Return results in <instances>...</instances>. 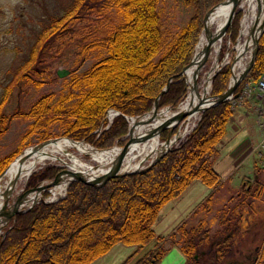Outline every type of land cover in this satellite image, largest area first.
Segmentation results:
<instances>
[{
  "label": "trees",
  "instance_id": "trees-1",
  "mask_svg": "<svg viewBox=\"0 0 264 264\" xmlns=\"http://www.w3.org/2000/svg\"><path fill=\"white\" fill-rule=\"evenodd\" d=\"M220 1L183 0L185 6L192 8V14L178 33H171L163 27L161 13L157 10L159 0H73L63 14L51 18L40 31L27 59L3 88L0 139L13 116L33 121L31 129L20 136L16 148L0 157V173L33 132H37L39 140L50 138L49 126L53 123H59L65 137L105 149L114 143L124 144L125 140L120 138L128 130L125 115L136 116L148 111L169 79L171 82L162 92L157 108L178 105L188 88L182 70L198 41L203 16ZM110 9H115L122 20L108 32L102 22L112 23L105 15ZM91 12L104 20L95 18L88 24L89 33L85 35L88 42L82 45L81 58L86 59L89 51L100 47L106 49L107 55L72 74L66 84L67 92L57 99L53 100V93H44L27 109L5 113L4 105L13 87L25 79L27 83L39 85V81L31 80L30 73L48 38ZM234 15L227 30L232 41L238 36L242 13L238 10ZM222 56L221 51L219 58ZM262 72L264 29L246 79L255 82ZM229 77V63H226L212 76L211 95L224 91ZM109 109L120 114L105 128ZM232 115L229 100L210 106L177 144L141 171L111 178L100 186L83 180L73 181L63 198L51 203L40 202L28 211L17 213L11 218L7 232L0 235V264H88L117 243L134 247L121 264H159L170 244L177 245L183 253L184 264H235L240 251L238 220L243 218L240 208L244 205L248 211L252 201L260 199L264 192V179L258 174L242 180L239 192L218 210L219 225L213 232L206 227V221L200 219L214 203L210 196L198 210L200 220L178 228V240L171 236L164 241L163 237L157 238L154 230L159 212L192 180L200 179L209 187L217 186L219 177L213 162ZM175 131L176 128L172 133ZM167 136L165 129L159 138L164 140ZM61 170L60 166L48 165L31 173L26 188L58 176ZM154 240H157L154 249L147 248L129 263L140 248ZM258 251V259L257 255L253 256L252 261L264 264V241Z\"/></svg>",
  "mask_w": 264,
  "mask_h": 264
},
{
  "label": "rangeland",
  "instance_id": "rangeland-1",
  "mask_svg": "<svg viewBox=\"0 0 264 264\" xmlns=\"http://www.w3.org/2000/svg\"><path fill=\"white\" fill-rule=\"evenodd\" d=\"M72 1L73 0H0V96L3 92L4 86L12 78L19 66L27 59L32 45L36 42L40 31L49 24L51 18L58 17L63 14V12L71 5ZM157 10L161 13L163 27L170 30L171 33H178L180 29L186 25L192 14V8L185 6L183 4V0H159ZM238 10L240 9H236V12ZM240 11L243 15V10L241 9ZM105 15L110 18L112 23L109 24L102 22V24H104L103 28L106 31L111 32L114 25L122 20V16L116 13L115 9L105 11ZM95 18H99L100 21L104 20V17H100L99 15H95L91 12L90 14H85V16L81 17L79 20H74L57 35L48 38L43 47L40 49L37 61L32 66V72L30 73L31 80L39 81V85L27 83L28 80L25 79L19 85L13 87L4 105L5 113L12 114L17 109H27L34 99L44 93H53V100L57 99L67 92L66 84L72 74H76L87 69L93 62H96L107 55L106 49L100 47L89 51L86 59L81 58L80 51L82 45L88 42V38H85V35L89 33L88 24H90L92 20H95ZM93 26L95 27L96 24H93ZM239 36L240 21L237 37L239 38ZM92 37L95 38L97 35H93ZM237 37L232 41L230 33L227 32L222 40V48L220 47L217 53L213 51L209 53L210 55H208L206 60L202 63V70H204H201L199 73L200 75L198 76V81L200 83L202 82L203 76L206 72H211L216 67V62L221 61L220 58H218L221 51L223 55L221 59L223 62L233 61L235 51L230 46L237 41ZM215 56L216 58L214 59ZM242 60V65L248 61L246 56H244ZM57 69L67 70V73L63 77H58L56 75ZM73 101L74 99H72L71 102ZM107 114L108 110L106 116ZM197 117L198 116L190 120V124L188 126L189 129L185 127L187 121L183 122L184 124L181 123L180 125L178 124L175 126V134L178 135V138L173 145L177 144L190 131V128L197 122ZM32 121V119L28 118L18 119L15 116L11 118L6 132L0 139V157L12 152L16 148L19 143L20 136L31 129L30 124ZM49 131L52 134L50 138L65 137L63 135V129L58 122L51 124L49 126ZM41 141L42 140H39L38 138L37 132H33L24 140L26 144H24L22 150L18 152L9 164L11 165L16 157L24 150ZM115 145L118 147L121 146L114 143L111 147ZM68 151L72 154L77 153L76 150L69 149ZM80 156L84 161H89L90 159L86 154ZM61 157L66 161L71 162V160L68 159L71 157L66 153L61 155ZM147 162H145L142 167H144ZM48 165L60 166L62 167V172L65 170L64 163L60 160H56L47 161L44 164L37 166L31 173L42 170ZM263 172L264 171L262 169L258 171V175L260 174L259 178L264 179ZM29 176L21 179L20 181H16L14 189L8 198L9 203L17 201V198H20L25 194V191H27L26 183ZM237 192H239V188L227 193L226 198L214 201L212 206L209 207V211L200 217V219L202 218L206 221V227L209 228L211 232L216 230L219 225L218 210L220 211L221 208H224L229 198L235 196ZM52 194L53 193H50V196ZM14 197H16L15 200H13ZM240 209L242 211L243 218L238 220L240 229L238 233V248L240 251H238L235 264H255L256 261L253 263L252 257L257 255L258 259L260 254L258 248L259 246L261 247L264 241V192L260 199L252 201V206L248 211L245 210L244 205ZM200 219H196L194 224H196ZM10 222L11 220H8L4 226L2 225L0 227V235L5 229H8L7 227L10 225ZM176 240H178V238H176ZM168 260H170V257H168Z\"/></svg>",
  "mask_w": 264,
  "mask_h": 264
},
{
  "label": "bare ground",
  "instance_id": "bare-ground-1",
  "mask_svg": "<svg viewBox=\"0 0 264 264\" xmlns=\"http://www.w3.org/2000/svg\"><path fill=\"white\" fill-rule=\"evenodd\" d=\"M231 7L232 0H226L223 3L216 5L208 14L206 26L209 28V34L206 35L203 32L201 33L193 52V62L184 73L188 86V92L185 100L182 101L176 108L167 107L151 115L130 118L129 122L131 127V136H133L135 139H143V141L131 144L132 149L135 148L139 155L134 157V151L131 149L126 154L120 165L115 169L114 174H120L124 171H131L141 168L145 162L153 160L159 156L176 141V137H178L177 134L170 135L168 139L160 142L158 131H154L156 126L166 120L169 122V125L173 126L177 122L176 119H173L175 113L181 111H193L186 119L187 123L185 127L188 128L190 120L196 118L201 109L210 103V100L206 99V97L209 95V92H211V72H206V74L203 76L202 82L200 83L198 81V76L202 70V65H199L197 62L201 57L204 46L209 40H212L210 53L212 51L217 53L220 49L222 40L226 33L220 35L219 30L226 23L231 11ZM238 8L243 10V15L240 20V36L239 38L237 37V41L232 46H230L235 51V59L232 64V72L234 77L238 75L240 70L243 69L245 63L247 62L246 61L242 65V58L246 56L247 60L249 59L253 42L259 34L260 22L264 18L263 0H239L236 9ZM215 58L216 56L214 59ZM109 116L111 117L112 114L110 113ZM69 149L76 150L77 153L72 154L70 151H68ZM120 150L121 148L117 145L110 149L97 150L87 143L72 141L65 137H56L55 139L50 140L47 143L32 150H30V148L28 150L26 149V151L29 152L28 157L22 163H20L16 158L11 163L9 168L6 169L2 175V178L0 179V210L2 209L5 201L2 191L7 188L15 176H18L17 180L20 181L21 179L26 178L37 166H40L47 161L56 160H60L62 163H64L65 170L62 172V176H66L75 172H83L90 176H103L110 166H112ZM63 152L71 157L68 158L71 160V162H68L61 157V155H64ZM83 154L88 155L90 158L89 161H84L81 159L80 155ZM67 184L68 181H64L59 182L51 187L50 193L53 194L46 198V200L55 199L56 197L63 195ZM15 198L16 197H14L13 200H15ZM34 198L35 189L32 188L29 191H25L22 203L28 204L34 200ZM10 218L11 217L9 215L4 216L0 214V227L2 225L4 226V224Z\"/></svg>",
  "mask_w": 264,
  "mask_h": 264
},
{
  "label": "crops",
  "instance_id": "crops-1",
  "mask_svg": "<svg viewBox=\"0 0 264 264\" xmlns=\"http://www.w3.org/2000/svg\"><path fill=\"white\" fill-rule=\"evenodd\" d=\"M260 140L261 128L252 103L245 102L238 105L228 122L225 136L219 144L218 155L213 162V169L219 177L217 186L209 187L200 179L192 180L159 212L154 226L157 238L163 237L164 241L171 236L178 238V228L182 224H192L200 217L198 210L208 199L207 196H210L213 202L226 198L227 193L240 187L242 180L255 176L254 173L258 174L260 169L264 171V152L252 151ZM155 242L157 240L140 248L129 263L149 248L154 249ZM133 250L134 247L117 243L88 264H121ZM184 262L185 257L178 246L170 244L159 264H184Z\"/></svg>",
  "mask_w": 264,
  "mask_h": 264
},
{
  "label": "water",
  "instance_id": "water-1",
  "mask_svg": "<svg viewBox=\"0 0 264 264\" xmlns=\"http://www.w3.org/2000/svg\"><path fill=\"white\" fill-rule=\"evenodd\" d=\"M224 1H226V0H222L219 3H217L216 5L221 4ZM238 1L239 0H232V7H231V11H230L229 17H228L226 23L223 25V27L219 30V34L220 35H223V34H225L227 32V30H228V28H229V26H230V24L232 22V19L234 17V14L236 12L235 9H236V7L238 5ZM216 5H214L210 9H208L206 11V13L204 14V16H203V28L201 30V33L203 32L206 35L209 34V28L206 26V20H207L208 14L211 12V10ZM263 9H264V0H263ZM263 29H264V18L260 22L259 34H258L257 38L254 40V42H253V47L251 49V52H250V55H249V59H248L246 65L238 73V75L236 77H234L233 72H232V64H233V61L235 59V57H234L233 61L230 62L229 68H230V72L231 73H230V78H229V82H228V85H227L226 89L224 91H222L221 93H219L218 95H216V96H213V95H211L209 93V95L206 97V99L210 100V103L201 109V111L199 113V118H200L201 112H203L206 108L227 100L235 92V90L238 87V85L240 84V82L248 76V73L250 72V70H251V68H252V66L254 64L256 53H257V50H258L259 37H260ZM201 33H200V35H201ZM200 35H199V37H200ZM199 37H198V40H199ZM196 44H195V46H196ZM211 47H212V40H209L208 43L204 46V48L202 50L201 57H200L199 61L197 62L199 65H202V63L206 60V58L208 57V55H209V53L211 51ZM192 56H193V54H192ZM192 56L190 58L189 63L187 65H185V67L182 70L183 75L185 73V70L193 62V57ZM66 73H67V70H64V69H57L56 70V75L58 77H63ZM233 77H234V79H233ZM211 78H212V76L210 77V86H211ZM184 80H185V83L187 84V80H186L185 76H184ZM170 82H171V79H169L168 82L161 88L159 94L157 95L156 100L154 101L152 107L148 111H146V112H144L142 114H139L137 116H134V117H142V116H145V115H151V114L156 113L157 111H160V110H162L164 108H167V107L176 108L178 105L175 106V107L165 106V107H162V108H157V104H158L159 98H160L162 92L169 86ZM192 112L193 111L177 112L173 116V119L177 120V122L173 126L169 125V122L166 120V121L162 122L161 124H159L158 126H156L154 128V131H158V133L160 134L163 130L169 128V130H168V136H169L171 134V132L173 131V128H175V126L178 125L179 123H181L182 121L186 120L190 116V114ZM117 114H120V112L116 111V115ZM127 117L132 118L130 116H127ZM173 135H175V134H173ZM65 138H67L69 140H72V141L83 142V140H73V139H70L68 137H65ZM176 138H178V137H176ZM53 139H55V137L43 140V141L33 145L32 147H30V150L35 149V148L47 143L50 140H53ZM122 139L126 140L125 143L122 146H120L121 150H120L119 154L117 155V157H116L115 161L113 162L112 166H110V168L107 170V172L103 176H90V175L85 174L83 172H77V173L75 172V173H72V174H69V175H66V176H62V171H61L58 176H56L54 178H51V179L41 180L35 187H33L35 189V198H34V200H32L28 204L22 203L24 195H22L20 198H18V200L15 201V202L12 201V202L9 203V201H8V198H9L10 194L12 193V190L14 189V186H15L17 178H18V176H15V178H13L11 180V182L7 186V188H5L2 191V194L5 197V201H4V205H3L2 209L0 210V214H2L4 216L9 215L11 218H14V216L17 213L28 211L37 203H40V202L51 203V202H54V201H56L58 199H61V198H63L65 196V191H66L67 187L71 184V182L76 181V180H83V181H86V182L90 183L93 186H100V185L104 184L107 180H109L111 178L119 177V176H122V175H125V174H130V173H135V172L141 171L142 168H139V169H135V170H131V171H124V172H122L120 174H114L115 169L120 165V163L122 162V160L124 159L126 154L132 149L131 144L132 143H139V142L143 141V139H135V138H133V136H131V127H130V125H129L127 133L122 137ZM166 139H168V137ZM170 147H168L165 151H163L159 156H157L153 160H150L149 163L146 165V167H148L151 164H153L154 162H156L160 158V156H162L164 153H166L170 149ZM110 148H112V147H110ZM110 148H106V149H110ZM97 150H104V149H97ZM132 151H134V157L139 155V153L136 152L135 148L132 149ZM28 154H29V152L24 150L16 158H17V160L20 163H22L28 157ZM9 165L7 166V168L9 167ZM7 168H5L0 173V178L2 177V175L4 174V172L6 171ZM64 181H68V184L66 186V189H65L63 195H61L59 197H56L55 199L46 200V198H48L50 195L45 196L44 192L50 193V188L52 186H54L55 184H57L59 182H64ZM30 189H32V188H30ZM30 189H28L27 191H29ZM7 230L8 229L4 230L3 234H5L7 232Z\"/></svg>",
  "mask_w": 264,
  "mask_h": 264
},
{
  "label": "built area",
  "instance_id": "built-area-1",
  "mask_svg": "<svg viewBox=\"0 0 264 264\" xmlns=\"http://www.w3.org/2000/svg\"><path fill=\"white\" fill-rule=\"evenodd\" d=\"M225 63L226 61L223 62V60L216 62V67L211 71V73L218 71ZM228 100L231 103V109L233 112L238 107V105H241L245 102L252 103V106L256 112L258 124L261 128V140L256 146L253 147L252 151L264 152V72L260 74L255 82L245 81L242 84L237 97L230 96ZM110 113L112 114L111 117L109 116ZM114 114L115 112L113 110H108L106 117L109 119V121Z\"/></svg>",
  "mask_w": 264,
  "mask_h": 264
}]
</instances>
